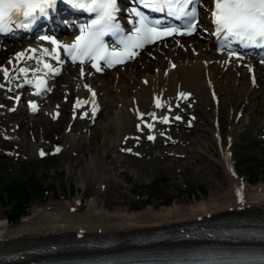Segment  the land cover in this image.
<instances>
[{"label":"bare ground","instance_id":"6f19581e","mask_svg":"<svg viewBox=\"0 0 264 264\" xmlns=\"http://www.w3.org/2000/svg\"><path fill=\"white\" fill-rule=\"evenodd\" d=\"M201 22L206 24V19L204 18ZM191 40L194 39L191 38ZM197 50H199V55H194L192 52L188 54L179 51L180 54L175 61L177 67L175 68L172 67L173 62L169 58L158 56L157 60L153 61L146 56L142 64L138 67L136 66V69H134L135 67L131 69L126 67L125 70L120 69L118 72H108L103 76L92 78L91 82L94 87L98 88L99 98L102 103V110L97 119L103 111H106L108 121L104 123L105 126H102L99 131L95 129L98 125L96 123L94 128L90 127L91 135H87L84 133L83 127L89 126L88 121L77 119L71 129L63 132L64 144L70 143L69 148H72L70 152L74 151V146H77L82 152L83 143L81 141L78 142V138H81L85 143L93 142L85 145L84 150L89 152L98 149L95 147L97 135L100 134L105 137L106 129L111 135L114 131L108 128L110 125L117 130L116 138L113 139L112 149H114L115 146L122 142L123 137L128 138L137 131L136 125L141 121L138 118L137 110L143 113L155 112L157 116L166 112L164 109L155 107L154 98L156 97L161 98L162 103L166 105L172 106L175 101H178L182 102L184 107L181 110H176L183 114L185 124L177 123L175 127H181L180 131L172 134L173 141L171 144L176 141V147L179 149L173 151L171 156H169L173 163L182 161V154L179 152L183 153L185 149L190 150V147H194V145L196 147L192 150L193 152L203 151V146L206 145L205 137H207L205 131H211L210 115L208 113V118L206 117V110H211L212 102L215 103L216 98H220L221 104L229 103L232 109L236 107L246 108L248 104H252L255 109L254 113H256L255 117H258L260 113L264 115V76H259V89L256 90L255 87H250L249 80L246 79L248 83L247 81H241L240 79L242 78L237 75L238 71L231 70V67L224 71L219 63H214L212 66L205 65L203 60L209 61L212 59L213 52L209 51L204 42L197 44ZM175 52L177 51L171 50L169 54L175 57ZM8 65L10 68L14 66ZM3 78L4 74L0 71V81ZM145 80L148 83H145ZM80 81L81 78L76 75V72L66 74L63 83H57V90L54 96L51 95L54 102L61 100L63 96H68L69 100L74 96L79 98L88 97L89 91L81 86ZM237 81L241 82L240 86L236 85ZM7 84L10 83L7 82ZM25 89L26 86L20 90L23 91ZM180 93H184L185 96L181 97ZM186 93H190L191 97L187 98ZM3 94L4 89H0V97ZM57 94H61L60 98H58ZM245 97L248 100L247 102L244 100ZM192 102L194 108L189 110L188 104ZM67 106V103L64 102L62 109L67 110ZM53 108H49L47 104L40 109L39 115L35 116L31 112H27L24 106L20 105L15 113L11 114L6 111L3 114L6 116V122L12 120L16 122L14 125L10 124V135H12L10 140L14 143H17L13 138V134L17 133L14 127H16L17 123L22 124L20 130L22 137L17 143L22 154L33 157L37 153L38 145L28 141L29 134L27 130L31 128L37 135L40 133L49 134L51 131L61 130L63 126L62 120L66 121V118H70L71 114L67 112L58 121H53ZM216 108L218 109L219 107ZM0 111H3L1 107ZM193 113L197 116L193 130L197 129L196 132H198L194 135L193 130L187 126L189 115ZM145 117L150 119L147 115L144 116V119ZM89 122L92 121L89 120ZM213 132L211 131L212 138H210V141L216 143V140L219 141L220 139L213 137ZM258 134L264 135V124L262 123L258 126ZM162 141L164 142L165 139L162 138ZM65 147H67V144ZM71 158L73 157L69 155L68 161ZM213 159L224 167L225 180H227L228 185L224 188L221 180L213 181L215 186L218 187V193L211 194L207 199H199L186 205L179 204L175 200L172 205L158 207V205L153 204L142 208V210L133 211L131 210L132 207L121 206L123 203L114 209L102 206L97 197L101 192L100 190H94L93 193L97 196H93L87 202L85 210L77 206L72 211L71 209L75 204H70V202H66L64 206L60 203H49L51 205L49 209H47L48 204L35 208L33 213L24 216L16 226L11 225L7 216H0V253L56 243L62 246L55 253H35L31 254L29 259L13 263L22 264L35 259L97 253V250H73L72 246L74 243L80 240L105 239L116 241L118 245H122L133 240V238L142 237L143 235L151 236L161 231L172 233L181 228H187V226L193 227L198 224H209L230 218H243L264 223V182L261 181L256 185L247 183L245 185L246 193L240 198L235 191L239 180L227 169L225 149L219 153L216 159L214 157ZM83 161H77V165H80L77 173L82 182L89 176H91L90 179L96 180L95 183L102 180L98 172L100 164L95 162L94 159L89 163L85 162V164H83ZM124 163L127 166L139 168L142 162L136 157L129 155L124 160ZM173 163L171 162V167ZM167 166L169 168V165ZM70 167L71 165L69 164ZM197 174L201 175V173ZM103 182L100 181L99 186ZM108 185L111 187V189L109 187V193L113 191L112 194L117 197L124 196L125 192H121L119 187H115L110 180ZM110 200L115 201L113 196L110 197ZM219 224L221 223L219 222ZM188 243L190 241L177 243L166 241L146 246L166 247L187 245ZM139 248H142V246L122 245L108 250L102 249L99 253Z\"/></svg>","mask_w":264,"mask_h":264},{"label":"rangeland","instance_id":"374dc122","mask_svg":"<svg viewBox=\"0 0 264 264\" xmlns=\"http://www.w3.org/2000/svg\"><path fill=\"white\" fill-rule=\"evenodd\" d=\"M244 100L247 102L246 99ZM230 110V104L225 102V104H221L219 115L224 125V131L226 133L232 132L237 169L248 181V184L256 185L261 181L264 182V139L261 134H258L262 114L260 113L258 117H255V109L252 104H248L244 112L245 115L236 123V119H234L236 114L234 113V116H232ZM208 113L209 111L206 110V117ZM212 118H214V115L211 112L209 119ZM106 121H108L107 114L106 111H103L95 129L99 131L102 126H105ZM65 123V120H63V126ZM210 126L211 131L215 130L212 122ZM108 128L114 132L110 135L108 129H106L105 137L100 134L97 135L95 147L98 149L89 152L83 148L93 142L85 143V141L78 139V142L83 143L82 152L77 146H74L72 153L67 150L61 156L52 158L38 159L33 157L25 159L19 156V159L16 160L12 157L7 158L0 155V216H7L12 205L7 203L2 186L9 180H19L26 176H28V179L33 176L39 181L42 189H48V191H43V194L32 197V201H29V213L27 215L33 213L35 208L43 207L45 204H48L47 209H49L51 207L49 203H60L63 206L66 202L74 204L77 195L83 198L80 209L85 210L87 202L95 196L94 190H100L101 194L96 196L104 207L114 209L123 203L121 206L132 207L131 210L137 211L153 204L158 205V207L172 205L175 200L179 204L186 205L199 199H207L211 194L218 193V187L213 183L218 179L221 180L224 188L228 185L227 180H225V169L218 161L213 159V157L216 159L219 155V148H217L214 141H210V138H212L211 131H205L207 137H205L206 145L203 146V151L193 152L192 150L196 145L190 147V150L185 149L183 153L180 152L184 156L182 161L173 163L172 167V161L165 158L166 153L170 152L172 147H165L161 148V152L157 149H151V152L147 151L143 157H140L139 160L142 163L137 168L127 166L124 163V160L129 156L118 151L116 147L112 149L117 130L112 125ZM196 131L197 129L193 130V135L198 133ZM62 132V128L60 131H52L48 138L55 139ZM28 137L29 142L34 141L30 138V134ZM45 142L47 143V138H45ZM9 146L16 149L14 144H9ZM69 155L73 157L70 161H68ZM92 159L100 164L98 172L102 177L100 181H104L101 184L102 187L99 186L100 181L95 183L96 180L90 179L91 176L82 182L77 173L80 166L77 165V161L84 160L83 164H85V162L89 163ZM69 164L71 165L70 168ZM250 164L254 167V176L251 174V170L247 168ZM167 165H169V168ZM197 173H201V175ZM109 180L115 187H119L121 192H125V197H117L112 194L113 191L109 193ZM103 185H107V189H104ZM196 192L197 194L193 195ZM112 196L115 201L110 200ZM22 218L11 222V225H18Z\"/></svg>","mask_w":264,"mask_h":264},{"label":"snow or ice","instance_id":"6c2138e0","mask_svg":"<svg viewBox=\"0 0 264 264\" xmlns=\"http://www.w3.org/2000/svg\"><path fill=\"white\" fill-rule=\"evenodd\" d=\"M140 5L150 8L154 11L164 12L167 10L171 15H179L183 17H193L186 28L177 29L175 27H156L142 11L136 8L129 9L138 18L132 21L134 29L128 34H124V29L119 23H116V13L120 10L118 0H90L85 3V0H67V3L76 8H86L90 12L97 14L96 19L92 20L89 25L81 28L80 34L77 35L71 43L61 44L54 37L43 36L44 41H50L54 48H43L41 51L45 57L41 59L39 55H28L25 57L24 52L17 53V58L25 57L26 60L35 61V66L32 68L20 67L16 76L19 79V74H23L28 84H33L32 79H28L29 72L36 74V95H40L41 90H50L48 79L62 72L63 65L69 61L72 63L79 62L83 65L86 61L91 63V67L96 72L102 71L100 61H103L108 67H114L117 64H123L127 60L134 59L138 55V50L143 49L146 45L157 43L167 37L174 36L177 32L181 36L192 35L198 27L195 21L197 9L190 5H195L198 0H136ZM215 25V35L225 40L239 41L245 45H264V0H213ZM57 5V0H0V32L11 31V26L16 23L18 27L29 29L41 17L49 15V10L54 9ZM119 34L120 47L109 46L105 43L104 37L109 34ZM230 42V41H229ZM224 45H221L223 50ZM63 49V55L61 53ZM30 53H37V49L32 48L27 50ZM236 56V53H230ZM65 56L67 59H65ZM239 58V57H237ZM54 61L55 63L49 62ZM264 63V61H261ZM176 67L175 64L172 65ZM4 78L9 79V68L7 66L0 67ZM80 75L85 76L83 67L80 68ZM254 79V77H253ZM148 83V81H145ZM5 85L0 84V88ZM84 87L91 92L94 103L96 93L91 89L90 85L85 84ZM184 97V93H180ZM17 100L19 97L16 98ZM84 103H87L84 102ZM155 107L171 111L169 105L162 103L161 98H154ZM32 111H37L38 107L35 101H29ZM77 107H83V103L77 98ZM14 110V109H13ZM93 108V111H96ZM138 112V118L148 129L155 127V122L170 123L169 115L157 117L155 112L143 113ZM58 115V114H57ZM87 116V113H84ZM147 115L152 122L144 120ZM172 119L181 120L179 115ZM137 128L143 131L140 125ZM148 140H155L154 135H148ZM56 151H60L59 148ZM128 151H131L130 149ZM44 156L43 151L40 152Z\"/></svg>","mask_w":264,"mask_h":264},{"label":"trees","instance_id":"16d2710c","mask_svg":"<svg viewBox=\"0 0 264 264\" xmlns=\"http://www.w3.org/2000/svg\"><path fill=\"white\" fill-rule=\"evenodd\" d=\"M247 168L251 170V174L254 176L253 165L250 164ZM3 189L7 192L8 199H12L17 202L13 207L14 213L11 214V218L13 220L16 219L19 214L25 212V204L29 202L28 199H30L33 192H43L42 186L38 183V181H35L34 184L31 183L30 185L28 181L22 182L21 179L4 184ZM196 194L197 192L194 193V195Z\"/></svg>","mask_w":264,"mask_h":264}]
</instances>
